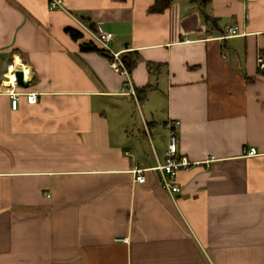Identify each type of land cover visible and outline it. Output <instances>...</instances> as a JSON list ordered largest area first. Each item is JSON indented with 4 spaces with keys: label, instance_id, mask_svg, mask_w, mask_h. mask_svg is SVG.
<instances>
[{
    "label": "crops",
    "instance_id": "1",
    "mask_svg": "<svg viewBox=\"0 0 264 264\" xmlns=\"http://www.w3.org/2000/svg\"><path fill=\"white\" fill-rule=\"evenodd\" d=\"M61 2L0 0V264H264V0H211L215 27L188 0ZM83 26L137 57L129 82ZM10 67L35 104L11 107ZM170 119L194 162L175 193Z\"/></svg>",
    "mask_w": 264,
    "mask_h": 264
},
{
    "label": "built area",
    "instance_id": "2",
    "mask_svg": "<svg viewBox=\"0 0 264 264\" xmlns=\"http://www.w3.org/2000/svg\"><path fill=\"white\" fill-rule=\"evenodd\" d=\"M62 2L61 0H49V8H61ZM86 32L88 33V37L91 41L98 44L100 47L106 49L111 54L110 64L111 67L127 78V82H129V72L125 67L124 63L120 59L118 53L111 52L108 43L111 41L113 34L108 31H93L92 29L83 26ZM229 32L231 34L235 33V28L230 27ZM259 68H264V60L261 57L257 59ZM9 70V68H8ZM15 68H13L14 79L10 80L8 76H6L7 82L10 84L11 92V107L15 109L17 107V100L20 94L25 96L26 102L28 104H35L37 102V95L34 92H16L14 91L15 85H17V79L15 76ZM25 74V71L23 70ZM179 120H167L165 123V127L167 129V148L165 150L163 161L156 166L155 169L158 170L159 184L160 186L169 193H175L180 191V187L175 183V176L179 170L188 169L191 167L194 162L188 160V158L184 155L178 154V138L176 135V128L179 126ZM256 149L252 146L243 149L244 155H255ZM145 168H138L133 170L135 174V181L143 182L144 181V172Z\"/></svg>",
    "mask_w": 264,
    "mask_h": 264
},
{
    "label": "trees",
    "instance_id": "3",
    "mask_svg": "<svg viewBox=\"0 0 264 264\" xmlns=\"http://www.w3.org/2000/svg\"><path fill=\"white\" fill-rule=\"evenodd\" d=\"M173 1L174 0H153V2L148 6L147 12H149V13H162L165 11V9H167L170 6V4ZM188 1L190 3L195 4L198 7V9L201 11V13L204 17V20L206 22H210L212 27H215L216 18L210 17L206 12V8L208 7L211 0H188ZM64 30L68 33V35L72 39H74V40H81L82 39L79 42V47L81 50L97 52L99 54L106 56L109 60L111 59L112 56L106 49L97 46L91 40H83L84 36L80 31H78L74 28H71V27H65ZM121 58H122V61L124 62V64L126 65L125 67L127 68L128 72L130 73L136 64L137 57L127 56V54H123L121 56ZM154 65H156V64H154L152 62H147V67L149 68V70H151L154 67ZM244 78L246 80H251V78L246 76L245 74H244ZM146 91H147V86L135 89L137 99L139 100V102H143L146 99Z\"/></svg>",
    "mask_w": 264,
    "mask_h": 264
},
{
    "label": "water",
    "instance_id": "4",
    "mask_svg": "<svg viewBox=\"0 0 264 264\" xmlns=\"http://www.w3.org/2000/svg\"><path fill=\"white\" fill-rule=\"evenodd\" d=\"M15 76H16V79H17V83L18 84H20V85H24L25 84V80H24V77H23L22 70L16 69L15 70Z\"/></svg>",
    "mask_w": 264,
    "mask_h": 264
},
{
    "label": "bare ground",
    "instance_id": "5",
    "mask_svg": "<svg viewBox=\"0 0 264 264\" xmlns=\"http://www.w3.org/2000/svg\"><path fill=\"white\" fill-rule=\"evenodd\" d=\"M7 76L10 78L11 81H13L14 73L12 67H10L9 71L7 72Z\"/></svg>",
    "mask_w": 264,
    "mask_h": 264
},
{
    "label": "rangeland",
    "instance_id": "6",
    "mask_svg": "<svg viewBox=\"0 0 264 264\" xmlns=\"http://www.w3.org/2000/svg\"><path fill=\"white\" fill-rule=\"evenodd\" d=\"M136 114H137V111H136Z\"/></svg>",
    "mask_w": 264,
    "mask_h": 264
}]
</instances>
